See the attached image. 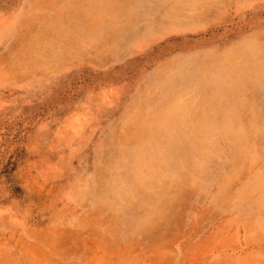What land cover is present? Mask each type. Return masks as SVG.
Masks as SVG:
<instances>
[{
	"label": "rangeland",
	"instance_id": "1",
	"mask_svg": "<svg viewBox=\"0 0 264 264\" xmlns=\"http://www.w3.org/2000/svg\"><path fill=\"white\" fill-rule=\"evenodd\" d=\"M0 264H264V0H0Z\"/></svg>",
	"mask_w": 264,
	"mask_h": 264
}]
</instances>
